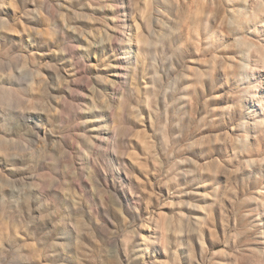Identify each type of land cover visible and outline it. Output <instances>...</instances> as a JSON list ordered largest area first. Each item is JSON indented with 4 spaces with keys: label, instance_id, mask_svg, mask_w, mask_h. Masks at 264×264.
<instances>
[{
    "label": "rangeland",
    "instance_id": "374dc122",
    "mask_svg": "<svg viewBox=\"0 0 264 264\" xmlns=\"http://www.w3.org/2000/svg\"><path fill=\"white\" fill-rule=\"evenodd\" d=\"M0 264H264V0H0Z\"/></svg>",
    "mask_w": 264,
    "mask_h": 264
}]
</instances>
